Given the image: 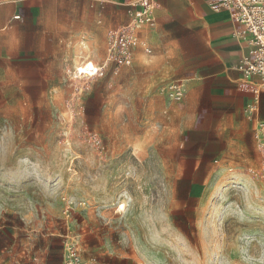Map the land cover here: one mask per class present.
<instances>
[{"label": "rangeland", "instance_id": "obj_1", "mask_svg": "<svg viewBox=\"0 0 264 264\" xmlns=\"http://www.w3.org/2000/svg\"><path fill=\"white\" fill-rule=\"evenodd\" d=\"M99 57L76 66L81 81L0 73V247L56 237L85 262L264 264L260 123L255 141L210 150L216 136L182 133L156 61L140 51L84 77Z\"/></svg>", "mask_w": 264, "mask_h": 264}, {"label": "crops", "instance_id": "obj_2", "mask_svg": "<svg viewBox=\"0 0 264 264\" xmlns=\"http://www.w3.org/2000/svg\"><path fill=\"white\" fill-rule=\"evenodd\" d=\"M130 1L0 0L2 80L21 87L34 80L35 67L49 86L52 73L65 77L72 68L73 73L83 57L97 54L100 64L107 55L108 31L132 18ZM210 1L157 0L154 23L138 31L152 52L138 47L134 59L141 51L158 63L168 79L185 81V97L168 99L174 103V116L183 134L216 136L205 143L216 150L220 148L215 145L255 141L258 123L264 122V88L259 75L246 79L238 69L249 48L237 34L243 25L233 10L213 9ZM89 41L92 50L84 56ZM20 241L16 244L14 235L1 245L0 264L63 263L65 239L48 238L37 248L27 239ZM121 258L126 261L120 264H139L136 258ZM85 264L113 262L92 258Z\"/></svg>", "mask_w": 264, "mask_h": 264}, {"label": "built area", "instance_id": "obj_3", "mask_svg": "<svg viewBox=\"0 0 264 264\" xmlns=\"http://www.w3.org/2000/svg\"><path fill=\"white\" fill-rule=\"evenodd\" d=\"M105 4L110 0H97ZM213 9H229L234 11V18L243 25V29L237 31L238 36L248 43V51L238 64V69L246 79L259 75L264 88V0H211ZM132 13L131 20L110 32L107 55L99 64L97 69L91 73H84V77H95L103 74V71L113 65H131L134 59V52L142 47L146 52L151 53L149 44L141 40L138 31L146 26L152 25L155 20L157 0H132L128 4ZM15 16L14 18H19ZM76 68L73 72L76 77ZM78 79V78H77ZM163 94L170 100L179 101L186 95L185 81L176 79L164 85ZM264 138V122L260 123L257 136ZM264 145V143H262ZM65 243V253L62 264H85V259L76 244Z\"/></svg>", "mask_w": 264, "mask_h": 264}, {"label": "bare ground", "instance_id": "obj_4", "mask_svg": "<svg viewBox=\"0 0 264 264\" xmlns=\"http://www.w3.org/2000/svg\"><path fill=\"white\" fill-rule=\"evenodd\" d=\"M90 63H91V62H88V63L86 64V65H87L86 68H87V70L92 71V70H94L95 68H91V67H90Z\"/></svg>", "mask_w": 264, "mask_h": 264}]
</instances>
